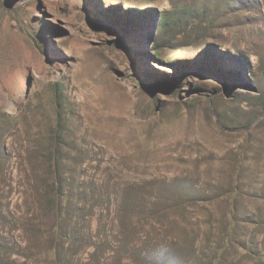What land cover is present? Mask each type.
<instances>
[{
  "label": "rangeland",
  "instance_id": "374dc122",
  "mask_svg": "<svg viewBox=\"0 0 264 264\" xmlns=\"http://www.w3.org/2000/svg\"><path fill=\"white\" fill-rule=\"evenodd\" d=\"M0 264H264V0H0Z\"/></svg>",
  "mask_w": 264,
  "mask_h": 264
},
{
  "label": "trees",
  "instance_id": "16d2710c",
  "mask_svg": "<svg viewBox=\"0 0 264 264\" xmlns=\"http://www.w3.org/2000/svg\"><path fill=\"white\" fill-rule=\"evenodd\" d=\"M126 17V16H125ZM124 21V23L125 24H127V25H129V26H131L132 28H134L135 26H137L138 24H140L141 23V17H136V18H134L133 19V21H129L128 22V20H126V19H124L123 17H120V18H118L117 19V21ZM175 21V20H174ZM162 26H161V29L162 30H164L165 29V27L163 26L164 25V21H162V24H161ZM172 25H174V26H170V27H172V28H174L175 27V25H176V23L175 22H173V24ZM139 26V25H138ZM136 28V27H135ZM161 30V31H162ZM206 37H212V36H210L207 32H204L203 34H201L200 35V39H205ZM157 80H159L160 82H162V80H161V78L160 77H155ZM163 83H164V80H163ZM227 243V242H226Z\"/></svg>",
  "mask_w": 264,
  "mask_h": 264
}]
</instances>
